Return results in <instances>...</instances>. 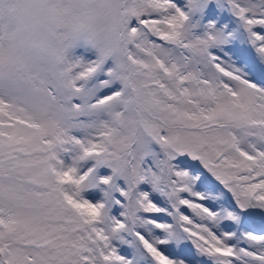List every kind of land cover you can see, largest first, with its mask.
Instances as JSON below:
<instances>
[{
  "label": "snow or ice",
  "instance_id": "6c2138e0",
  "mask_svg": "<svg viewBox=\"0 0 264 264\" xmlns=\"http://www.w3.org/2000/svg\"><path fill=\"white\" fill-rule=\"evenodd\" d=\"M0 264H264V0H0Z\"/></svg>",
  "mask_w": 264,
  "mask_h": 264
}]
</instances>
